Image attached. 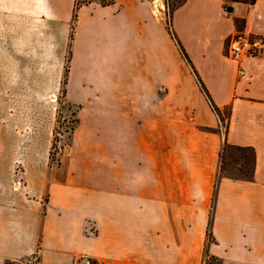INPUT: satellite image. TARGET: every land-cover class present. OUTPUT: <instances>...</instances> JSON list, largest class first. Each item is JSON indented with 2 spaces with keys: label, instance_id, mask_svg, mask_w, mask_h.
Here are the masks:
<instances>
[{
  "label": "crops",
  "instance_id": "0c3cea01",
  "mask_svg": "<svg viewBox=\"0 0 264 264\" xmlns=\"http://www.w3.org/2000/svg\"><path fill=\"white\" fill-rule=\"evenodd\" d=\"M238 30L263 39L240 62ZM212 256L264 264V0H0V264Z\"/></svg>",
  "mask_w": 264,
  "mask_h": 264
},
{
  "label": "rangeland",
  "instance_id": "374dc122",
  "mask_svg": "<svg viewBox=\"0 0 264 264\" xmlns=\"http://www.w3.org/2000/svg\"><path fill=\"white\" fill-rule=\"evenodd\" d=\"M91 0H76L77 4L82 2H87ZM99 2H105L107 0H96ZM180 0H158V2L164 5L162 10H167L169 13L172 12L173 7L179 2ZM56 102L55 107V115L52 125V132L48 147V155L50 159V164L52 167H60L61 165V157L66 154L73 130L76 126L77 118H76V111L75 107L71 106L68 103L63 95V92L57 94L56 98H53ZM224 123H226L224 121ZM14 153V151H13ZM232 165L241 163V160L244 159L246 162V168L244 170L245 173L249 171L250 168V152L248 150H244L241 153L235 152L232 156ZM16 171L19 172L20 168L16 167ZM18 181V179L16 180ZM18 186V184H17ZM212 236V235H211ZM209 236V239L211 238ZM205 264H218V260L215 257H208Z\"/></svg>",
  "mask_w": 264,
  "mask_h": 264
},
{
  "label": "built area",
  "instance_id": "2783aa9c",
  "mask_svg": "<svg viewBox=\"0 0 264 264\" xmlns=\"http://www.w3.org/2000/svg\"><path fill=\"white\" fill-rule=\"evenodd\" d=\"M153 1L156 2L159 7H164L163 4L160 5L158 0ZM161 7L160 9H162ZM164 11L168 13L167 10L164 9ZM262 45L263 39L260 36L238 30L228 36L226 41V51L230 57L240 62L248 56L259 54L262 49ZM20 183L21 179H18L16 184L20 185ZM83 264H88V262L84 260Z\"/></svg>",
  "mask_w": 264,
  "mask_h": 264
},
{
  "label": "trees",
  "instance_id": "16d2710c",
  "mask_svg": "<svg viewBox=\"0 0 264 264\" xmlns=\"http://www.w3.org/2000/svg\"><path fill=\"white\" fill-rule=\"evenodd\" d=\"M76 6H77V2H76ZM202 85V84H201ZM202 88L205 90V87L202 85ZM206 91V90H205ZM215 107V106H214ZM216 111L219 112V110L215 107ZM207 236L209 238L210 236V230H209V227H208V230H207Z\"/></svg>",
  "mask_w": 264,
  "mask_h": 264
}]
</instances>
